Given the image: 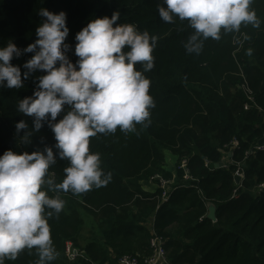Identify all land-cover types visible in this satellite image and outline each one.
Returning a JSON list of instances; mask_svg holds the SVG:
<instances>
[{
  "label": "trees",
  "instance_id": "1",
  "mask_svg": "<svg viewBox=\"0 0 264 264\" xmlns=\"http://www.w3.org/2000/svg\"><path fill=\"white\" fill-rule=\"evenodd\" d=\"M161 3L0 0V46L10 39L21 49L34 42L42 7L67 13L70 33L66 42L72 45L68 55L73 62L77 60L76 33L97 16L110 17L119 11L117 23H134L140 31L158 36L155 66L145 73L155 101L151 123L146 128L137 124L128 133L118 128L113 134L90 138V151L100 154L101 166L111 173V180L79 195L59 193L65 206L48 221L58 252L51 264H121L125 254H139L144 263L152 254L154 233L165 239L173 264H264V149H256L264 136V0H253L250 6L261 22L259 28L242 25L239 32L222 34L220 40L209 38L199 55L189 54L184 47L194 30L186 20H161ZM33 54L14 57L12 63L23 72ZM41 74L34 72L20 89L0 87V155L8 149L31 152L55 145L47 124L28 145L15 129L21 119L32 126V118L18 113L17 106L21 98L32 95ZM234 139L239 142L236 147ZM166 149L178 156V171L176 184L164 201L160 189L146 191L141 181L156 180L157 175L173 178L165 168ZM227 157L230 162L225 166H214ZM183 160L186 169L180 166ZM238 162L245 164L241 187L234 178ZM68 164L58 160L50 166L57 183L64 179ZM235 189L238 197H233ZM211 207L215 219L207 216ZM67 241L83 256L70 260ZM38 259L35 248H26L15 260L5 258V264H36Z\"/></svg>",
  "mask_w": 264,
  "mask_h": 264
},
{
  "label": "clouds",
  "instance_id": "2",
  "mask_svg": "<svg viewBox=\"0 0 264 264\" xmlns=\"http://www.w3.org/2000/svg\"><path fill=\"white\" fill-rule=\"evenodd\" d=\"M252 3L162 0L158 13L166 23L177 18L188 22L194 31L184 47L189 54L199 55L209 38L220 40L222 34L239 32L242 25L259 28ZM38 14L43 19L34 42L21 49L10 39L0 46V87L23 88L25 80L40 71L32 95L21 98L17 106L18 113L32 118V126L21 119L15 124L16 134L28 145L47 124L56 143L31 152L8 149L0 155V264H5V258L17 259L26 248H35L36 264H51L57 258L48 221L65 206L59 193L79 195L111 180L100 154L90 151V138L113 134L118 128L128 133L137 124L146 128L151 123L150 109L155 107L145 73L155 66L157 35L140 31L134 23H117L119 11L110 17L97 16L76 33L73 62L68 55L72 45L66 42L67 13L42 7ZM25 53L34 54L22 72L12 61ZM58 160L69 162L59 183L49 172Z\"/></svg>",
  "mask_w": 264,
  "mask_h": 264
},
{
  "label": "built area",
  "instance_id": "3",
  "mask_svg": "<svg viewBox=\"0 0 264 264\" xmlns=\"http://www.w3.org/2000/svg\"><path fill=\"white\" fill-rule=\"evenodd\" d=\"M247 108L248 105H245ZM239 142L237 139H234L232 142V146H238ZM256 149H264V144H257ZM229 158L227 157L223 162H227ZM238 169L235 171V174H240L242 176V180L244 178V170H243V164L238 162ZM181 167H185L186 169V160H183L181 162ZM185 177L189 178V174L185 172ZM157 180V184L159 189H161V199L166 201L168 200L174 185L176 184L175 178H166L161 175H157L155 177ZM242 180L239 183L238 187L242 186ZM261 186H264V184H261ZM233 197H238L237 189H235V192L233 193ZM151 248H152V254L147 257L144 261V263H141L139 260V254H130V255H123L120 259L121 264H173L171 259L168 256V251L165 247V239L154 233V235L151 238ZM66 254L70 260H75L79 255L83 256V251L77 249L74 247L72 241L66 242Z\"/></svg>",
  "mask_w": 264,
  "mask_h": 264
},
{
  "label": "crops",
  "instance_id": "4",
  "mask_svg": "<svg viewBox=\"0 0 264 264\" xmlns=\"http://www.w3.org/2000/svg\"><path fill=\"white\" fill-rule=\"evenodd\" d=\"M166 162L165 168L169 170L173 174V178L176 179L177 171H178V156L174 154L171 150H165ZM142 187L149 192H156L158 188V184L156 180L153 179H145L141 181ZM149 228H153V222L149 221L147 223Z\"/></svg>",
  "mask_w": 264,
  "mask_h": 264
},
{
  "label": "water",
  "instance_id": "5",
  "mask_svg": "<svg viewBox=\"0 0 264 264\" xmlns=\"http://www.w3.org/2000/svg\"><path fill=\"white\" fill-rule=\"evenodd\" d=\"M35 37H36V35H35ZM258 143H259V144H264V136L259 140ZM231 155H232V153L230 152V153H229V156H231ZM214 166H215L216 168H218V167H223V166H225V163H224L223 161H219V162H216V163L214 164ZM243 166H245V164H243ZM234 178H235V181H236L237 184H239V183L241 182V180H242V176H241L240 174H235ZM207 216H208L209 218H211V219H215V218H216L215 208H214V207H211V208L209 209V212H208Z\"/></svg>",
  "mask_w": 264,
  "mask_h": 264
},
{
  "label": "rangeland",
  "instance_id": "6",
  "mask_svg": "<svg viewBox=\"0 0 264 264\" xmlns=\"http://www.w3.org/2000/svg\"><path fill=\"white\" fill-rule=\"evenodd\" d=\"M227 162H230V160H227ZM88 221L92 224L93 223V219L88 218ZM125 255H130V254H125Z\"/></svg>",
  "mask_w": 264,
  "mask_h": 264
}]
</instances>
